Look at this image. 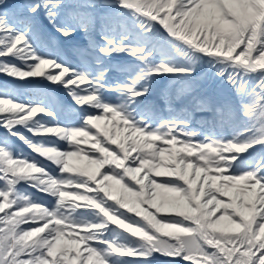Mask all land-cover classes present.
I'll return each instance as SVG.
<instances>
[{"label": "snow or ice", "instance_id": "obj_1", "mask_svg": "<svg viewBox=\"0 0 264 264\" xmlns=\"http://www.w3.org/2000/svg\"><path fill=\"white\" fill-rule=\"evenodd\" d=\"M0 75V264H264V0H0Z\"/></svg>", "mask_w": 264, "mask_h": 264}, {"label": "rangeland", "instance_id": "obj_2", "mask_svg": "<svg viewBox=\"0 0 264 264\" xmlns=\"http://www.w3.org/2000/svg\"><path fill=\"white\" fill-rule=\"evenodd\" d=\"M53 31H54V29H53ZM80 35L81 36H84L85 37V34L82 32H80ZM76 42V45L78 44V42L77 41H75ZM66 52H68V53H70L69 52V48H68V50L66 51ZM190 52V51H189ZM193 55V54H192ZM192 60H194V62H191ZM188 61V62H187ZM17 63H19V61H17ZM183 63L184 64H188V65H191L192 67H193V70H199V71H201V66L203 65L200 61H198V60H196L195 59V57H194V55H193V57H192V59L191 60H183ZM46 71H51V69H47ZM209 71V69H208V67H207V72ZM2 79H4V80H6V81H10V82H13L14 81V78H12V79H10L9 77H6V76H2V75H0V80H2ZM33 79H42V78H33ZM48 82L47 81H44V84H47ZM55 86V85H54ZM11 87H13V86H11ZM63 92L67 95V97L72 101V98L70 97V96H68V94H67V91L66 90H64L63 89ZM50 94H51V96L52 97H54L55 98V100L59 103V104H61V105H64L63 104V102L61 101V100H59L58 98H57V96H55L54 94H52L51 92H50ZM161 98V97H160ZM159 98V99H160ZM159 99L158 100H156L155 101V103H156V105H157V107L158 108H160V106H161V101H159ZM159 101V102H158ZM73 102V101H72ZM158 102V103H157ZM166 104V97H164V99H163V101H162V105H165ZM164 114L165 115H167V110L164 112ZM198 114H200V113H198ZM39 115V114H38ZM62 115V114H61ZM60 115V116H61ZM49 120H46V117H44L43 118V120H42V122H48ZM61 122L63 123L64 122V119H62L61 120ZM0 134H7L6 133V130L4 129V128H0ZM30 135V134H29ZM13 139H15V138H13ZM59 143V147L61 148V150L62 149H64V150H66L67 149V145H66V143H64V142H58ZM91 146V142H90V144L89 145H85V148L87 149L88 147H90ZM112 147H116L115 145L114 146H112ZM20 148L24 151V153H26V154H29V155H34L35 153H32L31 152V150L30 149H28L27 148V146L26 145H23L22 143L20 144ZM48 168L51 170V171H53V172H56V170L54 169V168H52L51 166H48ZM27 191L28 192H35V195L36 196H39V197H42V199L45 201V202H48L49 203V206H51V204L52 203H55V200H54V198H52V197H44L43 196V194H41V193H39V192H36L34 189H27ZM0 215H2V214H0ZM219 215V214H218ZM78 218H82V219H89V218H91V217H89V215L88 214H83V215H81V214H78ZM24 227H27L26 225L24 226Z\"/></svg>", "mask_w": 264, "mask_h": 264}, {"label": "trees", "instance_id": "obj_3", "mask_svg": "<svg viewBox=\"0 0 264 264\" xmlns=\"http://www.w3.org/2000/svg\"><path fill=\"white\" fill-rule=\"evenodd\" d=\"M173 56L175 57V59H177L178 61H180L182 63H183V60H185V59L186 60H191L192 57H193L191 52H174ZM191 62H194V60H192ZM10 79H12V78H10ZM11 83L12 82L6 81L4 79L0 80V86L5 85L6 87H11L12 86ZM157 264H166L165 258L163 256H159Z\"/></svg>", "mask_w": 264, "mask_h": 264}, {"label": "bare ground", "instance_id": "obj_4", "mask_svg": "<svg viewBox=\"0 0 264 264\" xmlns=\"http://www.w3.org/2000/svg\"><path fill=\"white\" fill-rule=\"evenodd\" d=\"M9 2H13V0H9ZM84 43L87 44V39H84ZM201 68H202V70H204L205 68H207V65H204V64H203V65L201 66ZM11 85L13 86V85H15V84H14V83H13V84L11 83Z\"/></svg>", "mask_w": 264, "mask_h": 264}]
</instances>
